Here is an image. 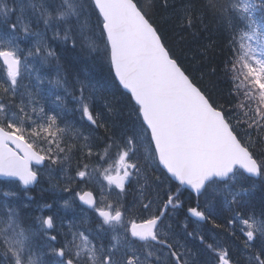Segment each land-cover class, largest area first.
Listing matches in <instances>:
<instances>
[{
	"label": "snow or ice",
	"instance_id": "obj_1",
	"mask_svg": "<svg viewBox=\"0 0 264 264\" xmlns=\"http://www.w3.org/2000/svg\"><path fill=\"white\" fill-rule=\"evenodd\" d=\"M212 24L229 55L205 64L214 43L203 45L186 64L185 34ZM48 32L74 68L106 63L116 91L86 67L70 82ZM73 163L62 206L88 205L94 228L65 231L7 199L32 201L45 174ZM0 178V264H264V198L253 200L257 181L264 191V0H0ZM77 180L99 183V199L68 186ZM187 190L197 203L181 219Z\"/></svg>",
	"mask_w": 264,
	"mask_h": 264
},
{
	"label": "trees",
	"instance_id": "obj_2",
	"mask_svg": "<svg viewBox=\"0 0 264 264\" xmlns=\"http://www.w3.org/2000/svg\"><path fill=\"white\" fill-rule=\"evenodd\" d=\"M161 23H163V21H161ZM167 35L170 38V42L175 41V40H179V36L173 35L170 30H167ZM185 35H186L185 52H186V56H187L186 64L188 61H192L194 56L197 59L200 58L202 53L199 51V49L203 45H211L214 43V55H212L210 57V60L204 61L205 64L212 63L214 65H221L222 61L225 60L227 58V56L229 55V52H228V33L223 31V30L218 29L215 24H212L210 26V29L208 32L203 33L199 36L192 37V36L187 35V34H185ZM57 47H58L57 48L58 50L61 49V44H58ZM59 51L65 55H68L65 51H63V52H62V50H59ZM89 61H88V63H92L91 60H89ZM100 63H101V65H100L99 69L96 70V66L98 65V62H97L94 64L92 69L86 68L87 71L90 72L93 77H96L98 79H100L102 77L113 79V74H112V72L109 71L108 65L103 63V62H100ZM63 65H64V68L66 70L72 71L75 75H77V73L82 71V69L80 67L79 68L68 67L65 62H63ZM89 67H91V66H89ZM104 71H106V72L104 73ZM97 73H99V74H97ZM196 75L198 76L199 73H196ZM116 85L117 84L114 82L115 87H116ZM219 87L221 89V96L226 98L229 94L230 84L226 80H221ZM119 92L123 93V91L120 88H119ZM221 102H223V100ZM262 198H264V191H261L260 187L258 185L253 192V200L258 205Z\"/></svg>",
	"mask_w": 264,
	"mask_h": 264
},
{
	"label": "rangeland",
	"instance_id": "obj_3",
	"mask_svg": "<svg viewBox=\"0 0 264 264\" xmlns=\"http://www.w3.org/2000/svg\"><path fill=\"white\" fill-rule=\"evenodd\" d=\"M39 29V31H42L43 30V25L41 24L40 25V27L38 28ZM37 29V30H38ZM48 36H50L51 37V32H48L47 33V38H49ZM31 39L32 38H29V41H25L24 43H30V41H31ZM60 44V43H59ZM60 50H62V52L64 51V45H62L61 44V49ZM57 51V54L61 57V64L63 65V62H65L66 64H67V66L68 67H70V68H74L71 64H72V62H73V55L74 54H68V55H65V54H63V53H61L59 50H56ZM76 52L78 53L79 52V49H77L76 50ZM98 62V65L96 66V70L97 69H99L100 68V61H96V62H92V63H88L87 65H86V68H90V69H92L93 68V66H94V64L95 63H97ZM89 66H91V67H89ZM85 67V65H81L80 66V68L81 69H83ZM52 69H48V68H45V69H42L41 70V74L43 75V74H47V75H49V76H51V75H53V74H51L52 73V71H51ZM89 73V75H91V73L90 72H88ZM78 74V73H77ZM65 75H67V77H68V79H69V81L71 82L72 80H74L75 78H76V76L77 75H75L72 71H68V70H66L65 69ZM75 76V77H74ZM70 77V78H69ZM91 77V76H90ZM81 78H83V76L81 75ZM71 79V80H70ZM92 83L96 86V88L97 89H108V90H110V91H115L114 89H113V87L110 85V83H109V79L108 78H106V77H102V81H100V82H96V81H92ZM44 87H47V85L45 84L44 85ZM118 98V97H117ZM122 99V98H121ZM100 102V104L101 105H103V101H99L98 100V103ZM122 120H123V118H121ZM120 120V118L119 119H117V121H116V126H117V128H120V126H121V123H122V120H121V122L119 121ZM101 133H102V130H101ZM148 161V160H147ZM75 163H73V167L75 168ZM71 168V170H74V168ZM69 170V169H68ZM66 171V172H63V173H61V172H59V173H61L62 174V178H63V180H66V179H68V177L69 176H72V175H70L69 174V171ZM59 173H58V171L57 172H53V174H52V178L53 179H56V178H58L59 179ZM55 174V175H54ZM51 178V179H52ZM50 181V182H49ZM100 181L102 182V183H104V181H103V178L101 177L100 178ZM48 183H50V185L51 184H57V183H59V186L58 187H56V188H50L49 189V191H51L53 194H59V200H61L59 203H60V207L59 208H55V210H56V212H58L60 215H61V219H63V215H65L66 217L67 216H69V215H73V216H75L78 212H79V209L81 208V206H80V204H78V207H77V209L75 210V211H73V210H71V209H65V208H63V201H64V199H69V198H74L73 196H72V194L69 196H67V194L68 193H64V194H62V192H64V191H62V189H63V187H65V182H59L58 180L56 181V180H54V181H52V180H48ZM78 184H84V183H81V182H79L78 180L76 181V182H74V183H72L71 185H68L69 187H71V188H73V187H76ZM90 186L92 187V189H95L97 192H98V194H99V192H100V185H99V183H90ZM99 186V187H98ZM42 187V186H41ZM62 187V188H61ZM61 188V189H60ZM53 189H55V190H53ZM81 190H84V187H82L81 188ZM32 194V195H31ZM62 194V195H61ZM30 195L33 197V199L32 200H34V199H36L37 197H38V194H37V192H32V193H30ZM34 195V196H33ZM61 195V196H60ZM2 195H0V197H1ZM37 196V197H36ZM65 196H66V198H65ZM21 198H23V199H21ZM0 199H4L3 197H1ZM9 201H11V202H13V203H15L16 204V200H18V201H20V202H25V200L27 199L26 197H23V195H21V196H19L18 198L17 197H15V198H13V197H9V198H7ZM49 199V198H48ZM77 202H78V200H77ZM22 205H20V208H21V211H23V210H26V209H28L29 207H31L29 204H28V207L25 209L24 207H23V204H25V203H21ZM32 208H34V206H32ZM54 209V208H53ZM30 210H31V208H30ZM32 210H34V209H32ZM73 211V212H72ZM51 214H53L52 212H51ZM63 214V215H62ZM87 216V215H86ZM82 220H79L78 222L80 223ZM95 242V241H94Z\"/></svg>",
	"mask_w": 264,
	"mask_h": 264
},
{
	"label": "flooded vegetation",
	"instance_id": "obj_4",
	"mask_svg": "<svg viewBox=\"0 0 264 264\" xmlns=\"http://www.w3.org/2000/svg\"><path fill=\"white\" fill-rule=\"evenodd\" d=\"M103 184L106 185L107 182L104 181ZM134 184H135V183H133L132 185L128 186L127 195H126V197H125L126 201H127L129 204H131V203L137 198V196H138V193H137V191H136V187L134 186ZM82 187H85V189H84L83 191H88V190H91V189H92V187L90 186V184H80L79 186H76L75 189H76V191H81L80 189H81ZM113 187H114V186H113ZM93 190H95V189H93ZM116 191H118V190H116ZM93 192H94V191H93ZM67 195H69V193H68ZM113 195H114V193H113ZM131 196H132V197H131ZM190 198H191V195L188 194V196H187V200H189ZM181 199H182V201L184 202V200H185L184 196H183ZM187 202H188V201H187ZM77 204H78V203H77ZM184 206H185V207H184ZM186 207H187L186 205H183V207H182V208L180 209V211H179L180 218L182 217L181 219H183L184 216H185V214H186V211H187V208H186ZM53 208H55V207H52L51 209L43 208L41 211H39V210L37 209V210H36V211H37V212H36V217L39 215V213H41V214H43V215H45V216L53 215V216L56 217V215H55V211H56V210H54ZM38 211H39V212H38ZM51 212H52L53 214H51ZM184 212H185V213H184ZM34 214H35V213H34ZM181 214H182V216H181ZM58 218H59V219H58ZM60 218H61L60 216H57V217H56V224H57V226L59 227L60 221L63 220V222H64V230L66 231L69 222H67V221L64 220V219H60ZM82 220H88V221H90V223L83 224V225H82V228H89V227L94 228V227H95V220H94L93 217H92V218L87 217V218H84V219H82ZM74 223L77 224V225H80V224H81V222L79 223L78 221H77V222H74Z\"/></svg>",
	"mask_w": 264,
	"mask_h": 264
},
{
	"label": "bare ground",
	"instance_id": "obj_5",
	"mask_svg": "<svg viewBox=\"0 0 264 264\" xmlns=\"http://www.w3.org/2000/svg\"><path fill=\"white\" fill-rule=\"evenodd\" d=\"M38 30H39V29H38ZM69 55H70V54H69ZM89 62H90V61H89ZM87 64H88V63H87ZM105 64H106V63H105ZM71 65H72V64H71ZM100 65H101V64H100ZM102 65H103V64H102ZM104 66H105V65H104ZM101 68H102V67H101ZM105 72H106V71H104V73H105ZM51 74H52V73H51ZM97 74H99V73H97ZM100 74H101V73H100ZM74 77H75V76H74ZM69 78H70V77H69ZM70 80H71V79H70ZM99 103H100V102H99ZM120 119H121V118H120ZM121 120H122V119H121ZM118 129H119V128H118ZM74 166H75V165H74ZM72 167H73V166H72ZM72 167H71V168H72ZM73 168H74V167H73ZM68 171H69V170H68ZM58 173H59V172H58ZM52 174H53V173H52ZM54 175H55V174H54ZM47 182H48V181H47ZM49 182H50V181H49ZM50 188H51V187H50ZM50 188H49V189H50ZM61 188H62V187H61ZM61 188H60V189H61ZM56 189H57V188H56ZM53 190H55V189H53ZM57 190H58V189H57ZM51 191H52V190H51ZM52 192H53V191H52ZM31 195H32V194H31ZM20 196H21V195H20ZM33 196H34V195H33ZM1 197H2V196H1ZM1 197H0V198H1ZM23 197H24V196H23ZM36 197H37V196H36ZM17 198H18V197H17ZM65 198H66V196H65ZM21 199H23V198H21ZM60 201H61V200H59V202H60ZM184 201H185V200H184ZM60 203H61V202H60ZM59 207H60V206H59ZM59 207H58V208H59ZM184 207H185V206H184ZM24 208H25V207H24ZM26 208H27V207H26ZM26 208H25V209H26ZM31 208H32V207H31ZM186 208H187V207H186ZM54 210H55V208H54ZM36 212H37V211H36ZM38 212H39V211H38ZM58 212H59V211H58ZM58 212H56V213H58ZM72 212H73V211H72ZM184 213H185V212H184ZM181 216H182V214H181ZM181 218H182V217H181Z\"/></svg>",
	"mask_w": 264,
	"mask_h": 264
}]
</instances>
